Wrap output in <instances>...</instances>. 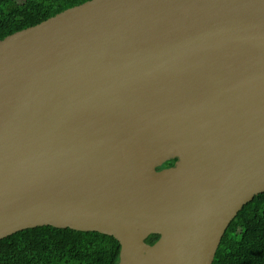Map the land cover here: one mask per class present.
I'll list each match as a JSON object with an SVG mask.
<instances>
[{
    "label": "water",
    "instance_id": "obj_1",
    "mask_svg": "<svg viewBox=\"0 0 264 264\" xmlns=\"http://www.w3.org/2000/svg\"><path fill=\"white\" fill-rule=\"evenodd\" d=\"M261 192L264 0H87L0 40V239L70 227L117 238L116 264H212Z\"/></svg>",
    "mask_w": 264,
    "mask_h": 264
},
{
    "label": "trees",
    "instance_id": "obj_2",
    "mask_svg": "<svg viewBox=\"0 0 264 264\" xmlns=\"http://www.w3.org/2000/svg\"><path fill=\"white\" fill-rule=\"evenodd\" d=\"M87 0H0V40ZM176 158L165 161L173 166ZM159 234L145 239L153 244ZM120 242L99 231L41 225L0 239V264H116ZM212 264H264V192L227 227Z\"/></svg>",
    "mask_w": 264,
    "mask_h": 264
}]
</instances>
